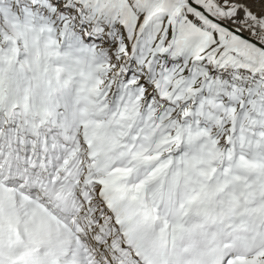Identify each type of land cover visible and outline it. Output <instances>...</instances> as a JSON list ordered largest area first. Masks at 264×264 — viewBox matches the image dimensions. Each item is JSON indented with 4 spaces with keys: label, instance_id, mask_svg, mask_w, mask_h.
I'll return each mask as SVG.
<instances>
[{
    "label": "snow or ice",
    "instance_id": "obj_1",
    "mask_svg": "<svg viewBox=\"0 0 264 264\" xmlns=\"http://www.w3.org/2000/svg\"><path fill=\"white\" fill-rule=\"evenodd\" d=\"M0 264H264V0H0Z\"/></svg>",
    "mask_w": 264,
    "mask_h": 264
}]
</instances>
